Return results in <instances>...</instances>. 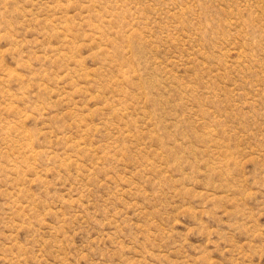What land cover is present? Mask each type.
<instances>
[{"label":"rangeland","instance_id":"obj_1","mask_svg":"<svg viewBox=\"0 0 264 264\" xmlns=\"http://www.w3.org/2000/svg\"><path fill=\"white\" fill-rule=\"evenodd\" d=\"M0 264H264V0H0Z\"/></svg>","mask_w":264,"mask_h":264}]
</instances>
